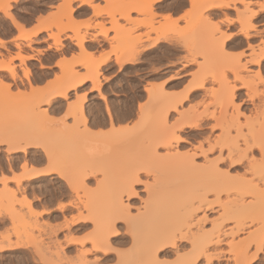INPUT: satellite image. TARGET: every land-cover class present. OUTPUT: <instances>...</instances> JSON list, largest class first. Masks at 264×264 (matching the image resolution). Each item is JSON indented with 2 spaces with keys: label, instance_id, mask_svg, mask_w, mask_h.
<instances>
[{
  "label": "snow or ice",
  "instance_id": "6c2138e0",
  "mask_svg": "<svg viewBox=\"0 0 264 264\" xmlns=\"http://www.w3.org/2000/svg\"><path fill=\"white\" fill-rule=\"evenodd\" d=\"M0 264H264V0H0Z\"/></svg>",
  "mask_w": 264,
  "mask_h": 264
},
{
  "label": "rangeland",
  "instance_id": "374dc122",
  "mask_svg": "<svg viewBox=\"0 0 264 264\" xmlns=\"http://www.w3.org/2000/svg\"><path fill=\"white\" fill-rule=\"evenodd\" d=\"M13 2H15V1H13ZM41 42H44L43 39H41L39 41H34V46L36 44L41 43ZM145 115H146V122H150V118H149L147 112ZM125 134L126 135H134L133 132H127ZM107 143H108L107 141L97 142L95 139H90L89 142L87 144L83 145L80 150H81V152H85V153L88 151H94V152L100 153V152H103L105 150V146ZM116 159L117 158L115 156L112 158L113 161H115ZM87 170L90 172L91 171H99V172L103 173L109 181L111 180L112 175H113V171H114L113 167H111V166H108L107 168H97V169H93L91 167H88ZM162 175L163 174H161V176ZM166 177H167V175H166ZM144 178L147 179L146 176ZM169 184L170 183H167V181H165L163 183L160 182L158 186L153 187L151 202L148 203V206L146 207L148 209H145V213H144V217L146 216V214L148 215V213L151 216L148 215L145 218L143 217L144 221H148V220L152 219L154 214H155V209L156 210L158 209L161 202L170 198L171 194L169 192ZM104 187H105L104 183L101 182V192H103ZM141 199L143 200V198H141ZM134 206L139 208L140 205H139V203H137ZM147 210H148V213L146 212ZM148 218H150V219H148ZM53 252L54 253L56 252L55 248H53Z\"/></svg>",
  "mask_w": 264,
  "mask_h": 264
},
{
  "label": "bare ground",
  "instance_id": "6f19581e",
  "mask_svg": "<svg viewBox=\"0 0 264 264\" xmlns=\"http://www.w3.org/2000/svg\"><path fill=\"white\" fill-rule=\"evenodd\" d=\"M13 1H15V0H13ZM53 87L55 88L56 86L53 85ZM165 118H166V116H165ZM164 176H165V177H164ZM171 180H172V177L169 176V175H167V177H166V175L163 174V175L160 177V182H161V183H163V182H165V181H167V183H170ZM146 209H148V208H146ZM156 211H157V210L155 209V213H156ZM146 212L148 213V210H147ZM148 215H149V213H148ZM148 215L146 214L145 217H147ZM149 216H151V215H149ZM145 217H144V218H145ZM148 219H150V218H148Z\"/></svg>",
  "mask_w": 264,
  "mask_h": 264
}]
</instances>
